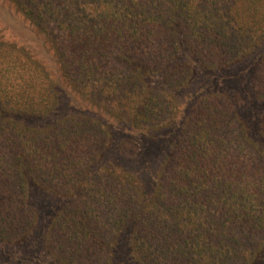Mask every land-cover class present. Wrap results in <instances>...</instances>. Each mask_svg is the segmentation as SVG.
Instances as JSON below:
<instances>
[{"label":"trees","instance_id":"trees-1","mask_svg":"<svg viewBox=\"0 0 264 264\" xmlns=\"http://www.w3.org/2000/svg\"><path fill=\"white\" fill-rule=\"evenodd\" d=\"M7 1L82 101L146 139L168 135L149 188L137 135L118 141L88 114L38 123L59 89L0 32V242L34 238L36 191L52 201L43 241L57 264H114L125 235L133 264H264V111L247 122L242 95L210 81L185 92L264 45V0ZM252 68L264 109V51Z\"/></svg>","mask_w":264,"mask_h":264},{"label":"rangeland","instance_id":"rangeland-1","mask_svg":"<svg viewBox=\"0 0 264 264\" xmlns=\"http://www.w3.org/2000/svg\"><path fill=\"white\" fill-rule=\"evenodd\" d=\"M0 32L6 40L30 50L33 55L43 62L48 70L51 80L59 89L60 105L53 116L40 120V122L50 121L60 114H80L89 115L101 120L111 130V134L120 141L127 136L137 135L136 140L141 150L142 177L151 187L149 172L144 167L150 165L152 158L162 154L165 150V141L168 133L156 134L154 139H146V136L138 135L132 127L126 122H117L113 117L89 106L73 93L68 83L61 73V68L56 60L51 46L46 41L44 34L28 19H26L18 9L7 0H0ZM264 45L258 46L253 55L238 63L233 67L210 71L208 73H199L196 84L185 91L191 95L204 82L211 83L210 88L220 92L235 91L242 95L244 101V117L247 122L252 123L255 117H260L264 109L250 98V89H252L253 63L257 55L264 51ZM251 82V83H250ZM158 135V136H157ZM136 169V168H132ZM33 203L39 209L40 221L34 238L21 246L8 248L0 242V258H5L8 264H57L48 255L44 247L43 234L46 229L47 221L53 210L52 201L41 197L34 191ZM114 264H133L130 254V245L128 235H125L119 242L115 250Z\"/></svg>","mask_w":264,"mask_h":264}]
</instances>
